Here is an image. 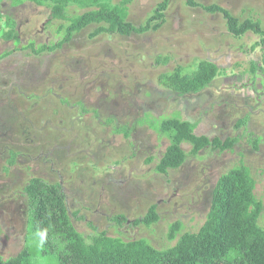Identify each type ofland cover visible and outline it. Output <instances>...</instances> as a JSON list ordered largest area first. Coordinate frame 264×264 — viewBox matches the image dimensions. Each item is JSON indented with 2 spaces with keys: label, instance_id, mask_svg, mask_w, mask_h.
I'll return each instance as SVG.
<instances>
[{
  "label": "rangeland",
  "instance_id": "1",
  "mask_svg": "<svg viewBox=\"0 0 264 264\" xmlns=\"http://www.w3.org/2000/svg\"><path fill=\"white\" fill-rule=\"evenodd\" d=\"M162 1L135 0L128 22L145 26ZM187 1L171 0L158 30L91 37L94 25L65 41L69 22L51 17L49 1L14 7L12 0H0V255L5 260L27 244L24 189L34 178L62 186L71 221L87 243L95 235L90 224L125 242L147 239L158 250L176 245L168 238L170 227L181 223L178 238L198 232L219 178L241 164L250 168L264 205L261 37L253 32L235 37L221 13L204 9L218 5L241 22L260 21L264 29V0H196L197 7ZM105 2L114 8L120 0ZM66 10L72 19L90 8L70 4ZM10 32L18 34L19 43L7 39ZM60 43L54 52L34 51ZM201 61L220 70L203 92L182 97L159 84L161 75L178 67L192 73ZM167 118L196 124L198 136L236 138L237 144L224 152L208 148L180 169L157 174L169 141L156 124ZM245 119L247 125L239 127ZM152 206L159 222L133 226ZM116 217L127 222L120 225ZM259 225L264 229V210ZM33 264L54 263L36 256Z\"/></svg>",
  "mask_w": 264,
  "mask_h": 264
},
{
  "label": "trees",
  "instance_id": "2",
  "mask_svg": "<svg viewBox=\"0 0 264 264\" xmlns=\"http://www.w3.org/2000/svg\"><path fill=\"white\" fill-rule=\"evenodd\" d=\"M45 1L51 3L53 19L69 22L65 37V41H69L74 33L94 25L98 28L91 37L104 33L128 37L150 29L158 30L164 22V13L171 0H163L148 23L139 28L128 22V8L135 0H120L114 8L105 0H12V5L19 7L32 3L41 7ZM70 4L90 10L69 19L66 9ZM187 4L198 6L196 0H188ZM204 9L211 14L221 13L227 20L228 30L235 37L240 38L248 32L259 35L264 63V29L260 21L248 19L241 22L218 5ZM7 39L19 43L17 33L10 32ZM61 46L62 43L34 50V45H29L38 55L54 52ZM219 72L216 64L201 61L192 73L178 67L170 75H161L159 84L182 97L196 95L209 88ZM247 123L245 119L238 126ZM196 128V124L178 118L163 119L156 124V130L169 141V146L156 165L157 174L168 175L169 171L180 169L189 157H197L208 148L224 152L237 144L236 138L222 141L198 136ZM185 144L190 145L189 152L183 149ZM148 162L151 163L152 159ZM255 190L256 181L250 168L245 164L233 168L219 178L213 190L210 210L200 230L184 233L178 238L182 225L180 222L174 223L168 238L171 242L177 241L176 245L158 250L147 239L125 242L110 237L106 231H98L90 224L95 235L91 237V243H87L71 221L62 186L34 178L24 189L29 210L27 244L14 258L5 260L0 255V264H33L36 256L51 260L54 264H264V229L259 225L264 205L256 197ZM113 220L120 225L127 222L122 217ZM159 220L157 206H152L143 218L132 225L150 227Z\"/></svg>",
  "mask_w": 264,
  "mask_h": 264
}]
</instances>
